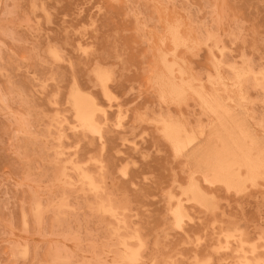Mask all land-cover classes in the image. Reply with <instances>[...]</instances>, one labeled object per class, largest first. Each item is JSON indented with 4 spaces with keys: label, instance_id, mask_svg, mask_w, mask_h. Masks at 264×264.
<instances>
[{
    "label": "rangeland",
    "instance_id": "rangeland-1",
    "mask_svg": "<svg viewBox=\"0 0 264 264\" xmlns=\"http://www.w3.org/2000/svg\"><path fill=\"white\" fill-rule=\"evenodd\" d=\"M261 162L264 0H0V264H264Z\"/></svg>",
    "mask_w": 264,
    "mask_h": 264
},
{
    "label": "bare ground",
    "instance_id": "bare-ground-1",
    "mask_svg": "<svg viewBox=\"0 0 264 264\" xmlns=\"http://www.w3.org/2000/svg\"><path fill=\"white\" fill-rule=\"evenodd\" d=\"M178 30V29H177ZM171 31V34L173 35L172 36V38L174 37L175 38V40H178V38H179V36L176 34L177 32H176V30L175 29H171L170 30ZM181 40V39H180ZM173 42H175L174 40H173ZM177 43V42H176ZM184 46V45H183ZM178 47V46H177ZM186 49V48H185ZM184 49V50H185ZM165 62V61H164ZM167 63V62H166ZM170 66H172V65H170ZM174 66V65H173ZM165 67V66H164ZM181 67V66H180ZM170 68V67H169ZM171 69V68H170ZM169 70V69H168ZM171 71V70H170ZM181 71V70H180ZM218 71V70H217ZM240 72H242V71H240ZM182 72H180V74H181ZM244 73V72H243ZM165 74V72L163 73V75ZM236 74H240V73H236ZM161 75V78H163L162 76V74H160ZM166 76H167V74H165ZM173 75V74H172ZM237 76V75H236ZM241 76V75H240ZM242 76H243V74H242ZM165 77V76H164ZM174 77V76H173ZM239 77V76H238ZM169 79V78H168ZM159 80V79H158ZM157 80V81H158ZM169 81V80H168ZM167 81V82H168ZM173 81H175V80H173ZM166 81H163L162 82V86L164 87L165 85H167L168 83H165ZM199 83V82H198ZM188 84V83H187ZM183 85H185V84H183ZM170 86H171V90H173L174 91V93L176 92V90L177 89H179V88H176V86H175V84H171L170 83ZM165 88V87H164ZM187 88H189V87H187ZM190 89V88H189ZM165 90H168V89H165ZM77 91V90H76ZM76 91H75V93H76ZM181 91H183V90H181ZM202 91V90H201ZM179 92H180V90H179ZM73 94L74 96H75V98H77V100H76V102H77V104H78V106H77V110L79 111V112H76V113H78V115H76L77 117H79V115L81 116V118H82V120H83V122L85 123V125H88V126H94L95 125V120L93 119V114H92V112H93V110L95 109L94 108V106H95V104L92 102V100L91 99H89L88 97H82V95H78L79 93H78V91H77V93L76 94ZM177 93V92H176ZM194 93V92H193ZM179 94H181V93H179ZM179 94H178V97H179ZM183 94H184V91H183ZM205 94V93H204ZM172 95H174V94H172ZM206 95V94H205ZM171 97V96H170ZM200 97V96H199ZM177 98V97H176ZM200 99H202V97L200 98ZM205 101V100H204ZM221 103H220V101H218V99H216L215 97H213V98H211V99H209L208 101H207V103H206V105H205V109L207 110V111H209V112H211V113H216V112H222L223 113V116L225 117V116H228L229 115V110H227V109H222V106L220 105ZM94 108V109H93ZM93 109V110H92ZM222 109V110H221ZM76 111V110H75ZM222 120H225V118L224 119H222ZM169 123V122H168ZM166 124V126L168 125V127H171V126H173L174 127V124L172 125H169V124ZM176 124H178V123H176ZM165 126V127H166ZM94 127H96V125L94 126ZM177 128L179 127V124H178V126H176ZM176 127H175V133L177 132V129H176ZM89 127H87V129H88ZM181 127H179V129H180ZM92 129H94V128H92ZM169 129V128H168ZM178 129V130H179ZM88 130H90V129H88ZM95 130V129H94ZM93 130V131H94ZM97 130V129H96ZM165 130H167V128L165 129ZM169 130H171V129H169ZM181 130V129H180ZM179 130V131H180ZM172 131L174 132V128L172 129ZM172 131L170 132V133H172ZM167 132H169V131H167ZM183 132H185L184 130H183ZM89 133V132H88ZM170 133H166V134H170ZM174 133V134H175ZM188 133V132H187ZM165 134V135H166ZM184 134V133H183ZM194 134V133H193ZM98 135V134H97ZM176 135V134H175ZM179 134H177V136H178ZM182 135V134H181ZM184 135H186V134H184ZM190 135V133H188V135H186L184 138H185V140L187 139V137ZM171 136H172V134H171ZM170 136V137H171ZM183 136V135H182ZM196 136V135H195ZM250 136V135H249ZM173 137V136H172ZM192 136H190V139L192 140V138L194 137H192ZM177 138V137H176ZM175 138V139H176ZM179 138V137H178ZM182 138V137H181ZM172 139H174V137L172 138ZM188 139H189V137H188ZM184 140V139H183ZM182 140V141H183ZM191 140H190V143H191ZM194 140V139H193ZM175 141V140H174ZM180 141V140H179ZM182 141H180L179 143L181 144V142ZM187 141V140H186ZM185 141V144L187 143ZM217 141V140H216ZM172 142V141H171ZM176 142V141H175ZM175 142L173 143V144H175ZM233 142V141H232ZM178 143V142H177ZM179 143L178 144H176L175 145V147L177 146V145H179ZM189 143V144H190ZM234 143V142H233ZM232 144V143H231ZM246 144V143H245ZM184 145V144H183ZM183 145L181 144V146L183 147ZM180 146V147H181ZM234 146V145H233ZM236 146V145H235ZM234 146V147H235ZM240 146H242L241 144H240ZM173 148H174V146H173ZM184 148V147H183ZM183 148H180V149H183ZM228 148V147H227ZM247 148V147H246ZM177 149V148H176ZM244 149V148H243ZM249 149V148H248ZM247 149V150H248ZM174 150H175V148H174ZM178 151V150H177ZM234 152V151H233ZM243 152V151H242ZM248 153V152H247ZM219 155V154H218ZM233 155V154H232ZM238 155V154H237ZM187 156V155H186ZM262 156V155H261ZM238 157V156H237ZM236 157V158H237ZM244 157V156H243ZM227 158V157H226ZM247 158V157H246ZM256 158V157H255ZM240 159V158H239ZM257 159V158H256ZM231 160H234V159H231ZM249 160V159H248ZM261 160V159H260ZM225 161V160H224ZM245 161V160H244ZM252 161V160H251ZM262 161V160H261ZM218 162V161H217ZM231 162V161H230ZM247 162V161H246ZM258 162V161H257ZM260 162V161H259ZM223 163V162H222ZM221 163V164H222ZM238 163V162H237ZM245 163V162H244ZM231 163H229V165H230ZM233 164H235V163H233ZM252 164V163H251ZM223 165H224V163H223ZM229 165H227V166H229ZM236 165V164H235ZM215 166V165H214ZM217 166H219L218 164H217ZM231 166H232V164H231ZM241 166V165H240ZM257 166H260V167H263L264 168V162H261V163H258L257 164ZM220 167H221V165H220ZM220 167H219V169H220ZM248 167V166H247ZM225 168H227V167H224V169ZM231 168V167H230ZM239 168V167H238ZM250 168V167H249ZM256 168V167H255ZM207 169V168H206ZM218 169V170H219ZM222 169V168H221ZM223 169V170H224ZM235 169V168H234ZM212 170V169H211ZM226 170V169H225ZM224 170V172L225 173H217L218 174V177H216L217 179H218V181L219 182H221V183H223L225 186H227V187H234V188H236V187H240V185L243 183L242 182V180H238V178H237V176H236V173H234V172H228V171H225ZM236 170V169H235ZM214 171V170H213ZM254 171V170H253ZM206 172V171H205ZM211 172V171H210ZM223 172V171H222ZM223 174V175H222ZM243 175H244V173H243ZM206 176V175H205ZM215 176V175H214ZM83 177H85V175L83 176ZM87 177V176H86ZM89 177V176H88ZM87 177V178H88ZM209 177V176H208ZM87 178H85V180H90L89 178L87 179ZM211 178V177H210ZM256 178V177H255ZM208 179V178H207ZM213 179V178H212ZM91 181V180H90ZM208 181V180H207ZM206 181V182H207ZM236 181H238V182H236ZM89 182V181H88ZM87 182V183H88ZM216 182V181H215ZM251 182V181H250ZM90 183H92V182H90ZM208 183V182H207ZM93 184V183H92ZM89 185H91V184H89ZM243 185V184H242ZM91 186H93V185H91ZM95 187V186H94ZM94 187H92V188H94ZM195 188H196V186H194ZM194 187H193V189H194ZM192 188V187H191ZM198 188V187H197ZM230 189V188H229ZM196 191V190H195ZM192 193V192H191ZM194 193V192H193ZM192 193V194H193ZM205 198V197H204ZM195 199L196 200H201L202 201V196H201V193L199 194V193H197L196 194V196H195ZM194 200V199H193ZM205 200V199H204ZM210 200V199H209ZM195 201V200H194ZM208 201V200H207ZM198 203H200V201H198ZM202 203H203V201H202ZM208 203V202H207ZM206 203V204H207ZM201 204V203H200ZM102 205V204H101ZM202 205V204H201ZM109 207V206H108ZM108 207H106V208H108ZM101 208H102V206H101ZM106 210V209H105ZM102 211H104V210H102ZM107 211H108V209H107ZM107 211H105V212H107ZM109 211H110V209H109ZM113 211V210H112ZM177 211V210H176ZM181 212V211H180ZM180 212H179V214H180ZM113 213V212H112ZM176 213V212H175ZM182 216V215H181ZM180 216V217H181ZM178 217H179V215H178ZM137 239V238H136ZM139 242V241H138ZM140 244V243H139ZM128 247V246H127ZM128 248H130V247H128ZM127 248V249H128ZM126 249V248H125ZM129 250H131V249H129ZM128 252H130L129 254H132V256L131 255H129V256H131V257H129V260L127 261V259H128V257H124V256H122V257H124L125 258V260L128 262V263H132V262H134L133 260H134V258H136V256L134 257V252H136V251H128ZM124 254H125V252H124ZM126 255V254H125ZM136 255V254H135ZM123 258V259H124ZM127 258V259H126ZM123 259H121V260H123ZM259 260V259H258ZM247 261V260H246ZM244 262V261H243ZM250 262V261H249ZM254 263V262H253ZM243 264V263H242ZM244 264H249V263H244Z\"/></svg>",
    "mask_w": 264,
    "mask_h": 264
}]
</instances>
